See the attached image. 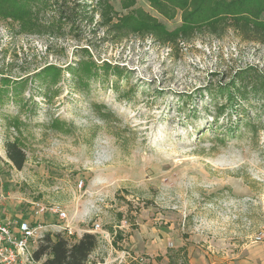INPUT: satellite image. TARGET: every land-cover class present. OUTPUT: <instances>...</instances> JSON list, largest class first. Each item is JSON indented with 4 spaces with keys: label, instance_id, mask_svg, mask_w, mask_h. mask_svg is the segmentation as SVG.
Here are the masks:
<instances>
[{
    "label": "rangeland",
    "instance_id": "rangeland-1",
    "mask_svg": "<svg viewBox=\"0 0 264 264\" xmlns=\"http://www.w3.org/2000/svg\"><path fill=\"white\" fill-rule=\"evenodd\" d=\"M74 1L89 6L83 18L64 19L68 11L61 7L60 20L68 23L51 34H22L16 24L0 21V75L30 78L49 64L73 65L85 51L121 74L110 72L76 90L64 73L49 105L32 81L24 96L37 103L36 112L31 103L19 114L9 101L0 106V220L32 219L38 202L67 214L66 221L49 214L35 217L39 222L69 224L76 238L99 224L111 243H100L95 233L98 245L86 264H138L125 263L121 251L148 264H264V103L250 93L240 111L225 91L242 70L264 75V43L232 30L174 46L151 36L112 41L92 9L95 2H66L71 7ZM109 2L125 13L118 0ZM57 7L46 21L58 18ZM135 7L168 30L181 23L179 15H158L147 0H136ZM216 103L225 109L214 121ZM17 114L26 122L21 170L5 152L7 140L17 136L5 120ZM55 117L71 133L50 131ZM98 138L109 149L103 161ZM151 243L162 244L158 256L145 252Z\"/></svg>",
    "mask_w": 264,
    "mask_h": 264
},
{
    "label": "trees",
    "instance_id": "trees-1",
    "mask_svg": "<svg viewBox=\"0 0 264 264\" xmlns=\"http://www.w3.org/2000/svg\"><path fill=\"white\" fill-rule=\"evenodd\" d=\"M66 1L0 0V21L16 24L22 34H51L55 28L68 23L60 20L63 19L61 14L63 12L59 8L66 6L68 16L64 19H70L71 16L83 18V12L89 7L78 1H74L70 7ZM93 1L95 5L92 9L98 12L100 23L112 41L128 35L151 36L162 45L174 46L179 41L187 42L202 33L217 35L232 30L242 39L264 43V21L261 19L264 13V0H147L149 7L166 20H172L179 15L181 23L172 30H168L149 12L135 7L136 0H118L125 11L124 14H118L109 0ZM56 6L57 10L53 11H58L60 15L56 20L46 21L45 15L48 11L56 9ZM110 72L117 76L121 74L115 66L107 63L98 64L85 51L73 65L61 68L49 64L30 78L13 80L1 74L0 106L9 101L18 109L19 114L31 103L29 108L36 112L37 103L31 96L28 98L24 96L29 82L37 83L43 93V104L49 105L58 96L57 87L64 73L70 76L73 88L81 90L91 81L108 78ZM228 86L225 89L228 103L240 111H243L240 107L250 93L259 96L264 103V75L256 74L254 71L251 73L250 69H245L239 72L235 76V81ZM218 105L219 103H216L214 114L211 115L214 121L224 113L225 106ZM101 109L100 106H95L100 117L106 119L108 114L101 112ZM237 111L239 110L235 112ZM18 114L5 120L6 129L15 131L17 135L7 140L5 152L12 166L21 170L26 162V155L20 135L26 122L21 120ZM48 128L55 133L69 134L72 131V127L58 117L49 120ZM250 131L255 133L256 128L252 125ZM97 245V236L90 232H85L77 238L66 231L47 232L34 250L33 257L35 260H43V264H86Z\"/></svg>",
    "mask_w": 264,
    "mask_h": 264
},
{
    "label": "built area",
    "instance_id": "built-area-1",
    "mask_svg": "<svg viewBox=\"0 0 264 264\" xmlns=\"http://www.w3.org/2000/svg\"><path fill=\"white\" fill-rule=\"evenodd\" d=\"M81 186V185H80ZM3 198L0 192V201ZM55 215L59 220L66 221L67 214L58 205H44L42 203L33 204L32 219H18L15 222L0 220V264H43V260H35L33 252L38 243L47 232L66 231L73 234L69 224L49 225L39 222V216ZM84 232H87L85 230ZM91 233H96L99 242L111 243L109 235L101 230L99 224L94 225ZM109 238V240H108ZM120 258L125 261L136 262L138 264H148V259L143 256L131 255L129 252L121 251ZM122 263V262H120ZM126 263V262H125Z\"/></svg>",
    "mask_w": 264,
    "mask_h": 264
},
{
    "label": "clouds",
    "instance_id": "clouds-1",
    "mask_svg": "<svg viewBox=\"0 0 264 264\" xmlns=\"http://www.w3.org/2000/svg\"><path fill=\"white\" fill-rule=\"evenodd\" d=\"M96 149H97L96 154L98 160L103 161L109 154L107 143L106 141L103 140V138L97 139Z\"/></svg>",
    "mask_w": 264,
    "mask_h": 264
},
{
    "label": "crops",
    "instance_id": "crops-1",
    "mask_svg": "<svg viewBox=\"0 0 264 264\" xmlns=\"http://www.w3.org/2000/svg\"><path fill=\"white\" fill-rule=\"evenodd\" d=\"M153 243H151L150 245H148V246H146V250H145V252L148 254V255H151V256H158L159 254L158 253H156L157 252V250H158V248H157V245L156 246H153L152 245ZM162 244L160 243V245H158L159 247H161V249H162V246H161ZM166 251L165 250H163L160 254L161 255H163L164 253H165ZM165 258V260L168 262V263H171V261L173 262V257H171V256H167V257H164ZM191 260H189V262H190ZM152 264H155V262H153L152 261Z\"/></svg>",
    "mask_w": 264,
    "mask_h": 264
}]
</instances>
